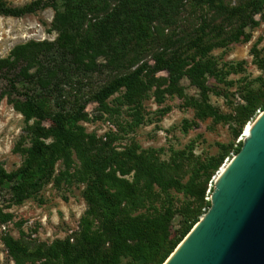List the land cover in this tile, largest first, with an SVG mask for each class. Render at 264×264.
<instances>
[{"label":"trees","instance_id":"1","mask_svg":"<svg viewBox=\"0 0 264 264\" xmlns=\"http://www.w3.org/2000/svg\"><path fill=\"white\" fill-rule=\"evenodd\" d=\"M206 1L220 11L215 40L209 38L208 26L202 25L183 51L167 52L165 48L155 52L150 66L141 62V53L152 23L174 15L187 0H33L22 6L0 0L2 16L22 17L52 8L51 25L57 32L52 43L17 45L0 59V81L6 80L0 98L6 97L22 114L29 143L14 148L24 157L17 170L6 172L0 166V186L10 190L13 203H20L41 189L58 160L71 167L73 151L85 181L87 205L77 229L64 240L30 246L6 236L3 243L15 264H23V260L39 264H162L199 220L202 209H209L211 203L205 200L208 181L229 150L217 158L195 155L191 147L175 150L167 159L149 149L119 153L111 146V139L96 138L79 125L87 118L83 107L51 112L50 105L53 99L56 104L94 102L106 111L107 100L122 91L115 99L131 106L132 117L139 124L143 119L140 101L153 87L150 77L165 71L178 95L183 92V78L199 90L200 101L188 104L195 118L226 119L207 101L205 77L218 78L223 73L209 52L245 39L244 29L256 24L253 17L261 12L264 0L233 4ZM254 56L264 70V57ZM73 75H98L103 80L91 88L87 99L76 95L71 103V99L61 100V85L63 78L69 80ZM29 85L33 86L32 94L15 97ZM154 93L161 101L162 92ZM242 100L235 137L256 110H264V91L249 90ZM55 115L60 120L53 121L55 129L51 130L43 121ZM184 125L189 122L185 120ZM241 146L230 148L236 154ZM177 216L179 226L174 228ZM8 220L10 214L0 212V221Z\"/></svg>","mask_w":264,"mask_h":264},{"label":"rangeland","instance_id":"2","mask_svg":"<svg viewBox=\"0 0 264 264\" xmlns=\"http://www.w3.org/2000/svg\"><path fill=\"white\" fill-rule=\"evenodd\" d=\"M4 1L12 6H22L33 0ZM237 1L239 0H222L225 4ZM219 12L215 5H209L205 0L182 2L174 15L162 16L152 23L141 53V62L145 61L152 66V54L165 48L167 52L172 49L183 51L196 29L202 25L208 26L205 30L209 32V38L215 40L214 26L219 21ZM54 14L52 8H46L22 17L0 15V59L7 57L17 45L54 42L57 37V32L51 25ZM253 18L256 24L244 29L245 39L215 47L209 52V56L223 73L218 78L205 77L206 97L209 104L226 116L224 120L195 118L194 110L188 104L200 101L199 90L183 78L180 81L183 92L181 96L178 95L174 86L169 84L165 71L156 72L150 77L153 87L140 101L139 111L143 119L139 124L132 117L131 106L120 104L115 99L122 91L107 100L106 111L100 110L94 102L56 104L53 99L50 104L51 112H59L61 108L72 112L83 107L87 118L79 121V125L87 134H93L96 138L111 139V146L119 153L131 149L137 152L149 149L157 151L162 159H167L173 151L191 147L195 155L217 158L225 150H229L208 181L205 200L211 203L210 188L213 190L217 172L235 155L230 147L235 148L242 143L244 126L253 121L260 112L256 110L240 133L234 136L238 129L236 119L238 108L243 104V96L249 90L260 94L264 91V70L258 66L257 57L254 56L257 53L259 57H264V5L261 12ZM102 80L103 76L98 75H73L69 80L63 78L61 94L64 99L61 100L71 99L72 103L76 95L87 99L91 88ZM5 83L6 80L0 81V91ZM32 90L31 85L24 87L15 97L23 99L22 94H32ZM155 90L162 92L161 101L155 98ZM55 120H60L58 115L44 120L43 123L54 130ZM185 120L189 122L188 126L184 125ZM24 126L22 114L6 97L0 98V166L6 172L17 170L23 162V155L14 151V148L17 145H29L23 131ZM70 158L71 167L67 168L62 159L58 160L51 177L41 189L20 203H13L10 190L6 186H0V212L10 214V220L0 221V264H15L3 243L6 236L20 239L30 246L35 243L49 245L71 236L77 229L87 208L83 197L85 181L78 172L80 162L73 151ZM207 210L208 208H203L202 215ZM179 220L180 217L177 216L173 222L174 228H178ZM22 263L39 264L38 261L29 260H23Z\"/></svg>","mask_w":264,"mask_h":264},{"label":"water","instance_id":"3","mask_svg":"<svg viewBox=\"0 0 264 264\" xmlns=\"http://www.w3.org/2000/svg\"><path fill=\"white\" fill-rule=\"evenodd\" d=\"M210 201L162 264H264V110L214 181Z\"/></svg>","mask_w":264,"mask_h":264},{"label":"bare ground","instance_id":"4","mask_svg":"<svg viewBox=\"0 0 264 264\" xmlns=\"http://www.w3.org/2000/svg\"><path fill=\"white\" fill-rule=\"evenodd\" d=\"M261 112V111H260ZM259 112V113H260ZM259 115V114H258ZM257 115V116H258ZM253 123H254V120L253 121H250V122H248V128L246 129V131L242 134L243 135V139H244V137H247L248 135H249V128L253 125ZM229 162H230V160H227L221 167H220V169L218 170V172H217V175H216V178H215V180L222 174V172L226 169V167L228 166V164H229Z\"/></svg>","mask_w":264,"mask_h":264}]
</instances>
